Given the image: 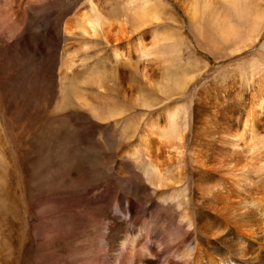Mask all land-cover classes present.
<instances>
[{
  "label": "rangeland",
  "instance_id": "rangeland-1",
  "mask_svg": "<svg viewBox=\"0 0 264 264\" xmlns=\"http://www.w3.org/2000/svg\"><path fill=\"white\" fill-rule=\"evenodd\" d=\"M17 1L0 0V264H264V241L252 253L238 249L236 229L222 238L207 234L219 216L210 198L226 192L224 159L242 149L226 136L241 128L264 80V22L250 47L232 53L201 3L191 16L195 0H150L158 19L141 26L131 21L143 0H94L113 24L108 40L64 31L89 0ZM240 1L264 12V0ZM234 22L245 35L249 22ZM78 45L84 61L76 60L73 73L96 68L100 83L81 84L75 94L74 74L66 77L60 66ZM182 74L190 81L177 88ZM173 115L182 153L165 135ZM256 124L264 135V105ZM174 160H182L177 181L157 189L148 173ZM240 172L232 182H242ZM214 185L203 197L201 190ZM183 211L191 227L181 223ZM131 233L135 251L123 246Z\"/></svg>",
  "mask_w": 264,
  "mask_h": 264
},
{
  "label": "bare ground",
  "instance_id": "bare-ground-1",
  "mask_svg": "<svg viewBox=\"0 0 264 264\" xmlns=\"http://www.w3.org/2000/svg\"><path fill=\"white\" fill-rule=\"evenodd\" d=\"M17 2L18 5L22 7L25 0H19ZM150 3V0H143L137 2V7L134 6L135 11L137 13V15L132 16L131 22L134 26H141L148 21L158 19V13L157 15L152 14L153 11L151 10L156 7L154 6V4ZM200 3L202 4V11L204 15L208 17V19L212 22L213 26L215 27L218 39L223 45L232 47V53L240 52L241 50L250 47L256 40L260 27L264 22V12L259 10L252 11L250 8L247 9V4H241L240 0H195V3L189 7V12L191 13V16L195 19L198 16V4ZM17 14L19 18L18 20L20 21L22 16L21 11L18 10ZM106 16L107 15H104L100 11L99 7L97 8L94 0H89V3L86 7L79 10L75 15H73L65 22L64 31L67 34L74 35L75 37H77V35H80L82 38L92 36L94 38L103 37L104 39L108 40L109 36L107 34L109 32L110 34L113 32V24L109 23V20ZM234 18H240L243 22H249L250 26H247L249 28L246 30L247 32L245 35H243L240 29L237 28L238 25L234 22ZM23 22L24 21H22V23ZM121 31L122 28L116 34V36H118ZM142 43L143 41L140 36L137 39V45L139 46ZM178 44L179 43L177 41L176 46ZM84 49L85 47L82 45L73 51H66L63 55L64 57L61 62L60 68L62 73L66 77L73 73V71L76 69V60H80L81 62L84 61L83 59H80L78 57V53L80 54L82 51H84ZM113 54L117 59L121 57L116 49L113 50ZM143 54L144 56L147 55L146 57H148V54L150 55L151 53L149 52V50L143 48ZM95 70L97 69L93 68V71L86 76H79L78 74L73 73V85H76L74 86L73 93L80 94V87L86 83L99 87L98 83H100V80H96L97 74L94 72ZM182 75H177V79L174 81L177 88H185L187 83L190 81V77H188L187 74H184L183 76ZM100 87H102V85H100ZM158 89L164 90V87L160 85L158 86ZM253 98L254 101L252 102L251 110L248 113L247 118L242 123L241 128L237 130L236 133H234L233 135L226 136V141L230 144L232 148L234 147L239 149L240 147H242L240 157L234 159L232 156H229L224 159L223 167H225L224 173L226 179L224 180V183L226 185V192L218 194V196L213 195V191L215 190L214 187L217 185H214L213 187H205L201 190V193H203V197L206 196L207 198L213 195L210 198V202L213 205L212 208L218 211V218H224V222H220L218 218L212 216L211 218H214V222H210V224H213V227L211 229L208 228L207 234L217 235L219 238H222L224 235H226V231L228 233H231L232 235V231L236 229V232H234L233 236L236 238V242L238 243V249L242 247L245 249L248 248V250L252 253L254 251L250 250L249 248H256L258 252H260V248L263 247L264 241L262 240V236L260 235L264 232V135L259 132L256 124L258 107H262L264 105V80L257 93L253 95ZM140 101L141 104L144 106H148L150 103L147 100ZM95 113H98V111H96ZM165 135L168 139L170 146L173 149L177 150L179 153H182L184 136L181 127L179 126V121H177L175 115L171 117L169 128L167 127L165 129ZM145 145H148V139L145 141ZM146 149H148V147ZM135 151L136 149L129 152L134 153ZM244 151L246 153L242 154ZM181 167L182 160H174L172 163H168L167 168L163 169L160 165H156L154 166L153 171L150 170V172L148 173V178L157 189H159L160 187H166L171 181H177V179H175L176 173ZM236 170L241 171L240 175L242 176V182L237 183L231 181L232 179L238 176V173L233 174V172H235ZM221 183L222 180L217 182V184ZM251 184L252 188H254L255 186L256 188L250 189ZM244 185H247L248 189H245ZM219 188L220 186L218 185V192L220 191ZM158 192V200L163 201L169 198L167 194L162 193L161 189L158 190ZM214 196L216 197L215 199L213 198ZM232 200H237L238 205L231 204ZM221 214H224V216H221ZM227 215H231L233 217V221L231 223L226 220ZM243 215H246L244 219H242ZM180 217L182 219L181 223H185V226L189 225L188 227L192 226V222L194 221L190 218L186 211L180 212ZM202 224H207V222L202 221ZM233 224L234 227L232 228ZM183 226L184 224L182 225V227ZM190 231L192 230H189V232ZM131 234L132 236H128L124 239L123 246H131V250L135 251L134 244L138 240V237L133 233ZM249 239H253V241H257V243H262V246L257 247L255 245L256 242L249 243ZM144 249H146V247H143L138 251H145ZM147 251L148 250H146V252ZM187 253L189 254V251ZM139 258L144 260L142 256H139ZM226 263L227 261H225L223 258L219 259L218 262L214 259V264ZM139 264H149V262L139 261Z\"/></svg>",
  "mask_w": 264,
  "mask_h": 264
}]
</instances>
